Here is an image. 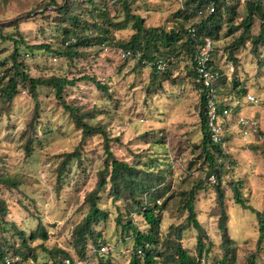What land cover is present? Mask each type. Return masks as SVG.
I'll return each mask as SVG.
<instances>
[{
  "label": "rangeland",
  "instance_id": "1",
  "mask_svg": "<svg viewBox=\"0 0 264 264\" xmlns=\"http://www.w3.org/2000/svg\"><path fill=\"white\" fill-rule=\"evenodd\" d=\"M48 1L0 0V36L10 35L16 39V34H19L29 45L44 42L50 44L52 49L56 48L60 31L55 30L50 23L54 14L40 9ZM55 2L59 3L60 0ZM180 5L181 0H138L132 5V10L143 18L146 26L171 28L181 22L177 13ZM237 11L240 17L241 4ZM117 16L115 20H120V15ZM239 17L235 22H238ZM11 23L16 24L9 26ZM257 26L258 22L255 21L252 34H255ZM130 33L127 27L113 32V37L115 40H123ZM232 38L220 36V40L214 43L217 49L213 59L225 75V84L218 85V95L220 99L233 97L230 80L234 73L235 79L244 87V93L236 99L239 101L237 113L257 120L263 142L239 138L230 132L231 123L225 128L223 150L233 164L231 171L225 169L221 173L220 181L224 188L226 228L228 237L235 242V264H264V239L257 243L259 235L255 216L249 209L233 204L227 188L231 180L238 182L241 199L264 217V47L259 49L257 58L248 49L238 50L235 53L237 65L232 68L225 61L222 50ZM83 52L84 57L68 65L66 60L49 52L34 50L32 54L24 55L23 64L32 78L50 74L68 79L86 76L105 86L108 96L98 91L91 82L77 79L72 87L65 88L64 100L78 106L82 112H90L94 108L89 123L100 124L110 139H118V144L110 143L115 157L138 165H151L153 171L166 174V184H169L166 194L170 191L175 193L162 213L159 233L163 236L169 225L183 221L185 213L180 211L176 203L178 194L187 190L192 180L202 177L201 158L197 159L199 152L193 149V146H199L201 139L197 116L198 92L183 77L181 68L173 70L166 81H159L157 85L149 82L148 67L136 68L134 60L122 61L113 52H102L98 48H89ZM10 53L11 43L0 39V65H10ZM20 53L23 54V49H20ZM36 92V140L32 143L29 156L23 152L21 134L31 117L34 100L22 89L10 105L0 111V169L19 180L17 190L9 191L0 186V199L7 208L6 221L27 235L36 228L39 220L48 238L43 243H28L30 248L35 249L34 258L23 260L12 257L10 264H50L51 261L39 244L46 250H63L72 260L77 259L70 246V229L86 213V206L81 204V199L85 192L93 188L94 174L101 168L103 159L100 137H91L82 146L80 164L71 161L57 181L56 166L60 156L75 148L80 139V131L57 103L51 89L41 87ZM245 94L257 98L258 104L245 103ZM189 163L190 176L187 177ZM213 205L210 187L197 193L194 203L196 219L207 235L205 243H209L208 253L199 264H215L220 254L215 218L209 215ZM114 206L122 215L120 224H125V203H111L104 191L101 193L99 207L107 212L108 219L99 222L94 230L100 232V239L107 245V256L112 262L127 264L132 236L130 232L121 234V227L115 225L117 212ZM130 218L139 231L147 229L142 218L134 211ZM11 234L8 232L5 235L6 240L18 248V240ZM194 234L192 229H187L180 240L182 247L190 253L194 251ZM7 254L11 255L12 252L7 251ZM156 264L164 263L158 260Z\"/></svg>",
  "mask_w": 264,
  "mask_h": 264
},
{
  "label": "trees",
  "instance_id": "2",
  "mask_svg": "<svg viewBox=\"0 0 264 264\" xmlns=\"http://www.w3.org/2000/svg\"><path fill=\"white\" fill-rule=\"evenodd\" d=\"M138 0H49L40 9L45 12H52L50 18L55 30L60 31L59 45L52 49L50 44L39 43L29 45L16 34L17 38L10 35L0 36L2 41L11 43V53L8 56L10 65L4 63L0 66V111L6 109L19 91L25 89L32 97L35 106L31 117L26 123V128L22 132V148L25 156H29L32 150V143L36 140L35 124L37 122L38 106L36 102L37 88L45 87L51 89L54 98L62 109L68 113L71 122L80 131V139L75 148L68 153L61 154L57 163V181L62 177L68 164L75 160L80 164V155L85 141L91 137L98 136L101 139V149L103 159L101 168L94 174V186L85 192L81 204L86 206V213L70 229V246L77 259L75 261L84 264H114L107 254L97 252L100 245L105 244L100 239V232L94 230V226L99 222L108 219L107 212L99 207L101 193L105 191L106 197L111 203L122 201L125 224H120L122 215L117 206L115 225L121 227V234L131 233L132 244L129 251L127 264H156L161 260L164 264H199L200 260L208 253L209 243H205L207 235L204 228L196 219V209L194 206L196 195L199 191L210 187L213 192V207L210 216L215 218L216 229L219 234L220 254L215 264H235V242L227 235V215L224 207V188L220 185L221 173L225 170H232V162L223 150L224 138L218 144H211L205 126L204 104L198 86L193 82L195 72L193 70L192 58L195 50L204 39H209L213 43L214 52L209 64L212 71H217L218 80L216 82V93L218 85L225 84V75L221 68L213 59L216 52L215 42L221 37L232 36L229 43L223 46L225 61L236 67L237 60L235 53L238 50L248 49L249 53L256 57L259 49L264 47V0H181L177 13L181 22L174 27L165 28L163 26L149 27L144 24V20L132 10V5ZM242 5V12L239 17L237 7ZM35 12V11H34ZM113 13V16H111ZM120 15V20H115ZM48 16H45L46 19ZM84 17H87L84 19ZM239 17L238 22L235 19ZM257 21L258 26L255 34H252L253 23ZM17 23V22H16ZM11 23L9 26H15ZM128 29L131 33L126 39L115 40L113 32ZM192 29V32H188ZM225 29L222 34L221 30ZM237 32L236 36L233 34ZM73 40V42H69ZM65 42H68L64 45ZM105 46L108 49L127 50L131 53L136 68H146L150 64V83L166 81L173 70H183L185 77L189 80L198 92V120L200 125L201 139L199 146H193L201 158L202 177L191 181L187 190H182L178 194L176 203L180 211L185 213L183 221L176 225H169L163 236L159 233L164 208L170 200L174 198L175 191L166 194L169 184H166V174L152 170V166L145 164L138 165L114 156L111 151V142L119 143L117 138L110 139L105 133V128L100 124H90L89 119L93 118L94 108L90 112L82 110L67 103L64 100L65 88L72 87L77 79L89 81L95 88L108 96L104 90L105 86L92 77L70 78L50 74L46 77H30L23 64L24 55L32 54L34 50H43L53 56L66 60L68 65H72L74 60L84 57L83 51L89 48ZM23 49V54L20 53ZM257 58V57H256ZM166 60V68L163 72L157 73L152 65L155 60ZM124 61V60H122ZM231 90L233 97L237 99L239 94L244 93V87L235 79L232 74ZM224 86V85H223ZM219 97V95H218ZM226 97L221 98L224 100ZM238 106L232 109V115L237 113ZM96 113V112H95ZM260 135L262 136L260 130ZM152 164L153 161H150ZM145 166V167H144ZM189 163L187 177L190 176ZM213 175L215 182L210 183L207 177ZM19 180L15 176H10L0 169V186L6 190H17ZM227 188L231 194L233 204H239L243 209L253 212L258 231V241L264 239V217L257 211L252 210L240 197V185L231 180ZM139 215L147 229L139 231L132 222L130 215L132 212ZM7 208L0 199V264H10V259L34 258V247L30 248L28 243L47 240L48 234L39 223L36 228L27 235L16 226L6 221ZM192 229L194 234V251L190 253L182 247L180 242L185 230ZM11 232L19 243L18 248L10 244L5 235ZM39 247L48 256L50 264H62L63 259H68L70 264H74L72 258L63 250L51 248L46 250L42 244ZM90 249L93 252L90 253ZM7 251L12 254L8 255ZM12 264H16L13 262Z\"/></svg>",
  "mask_w": 264,
  "mask_h": 264
},
{
  "label": "built area",
  "instance_id": "3",
  "mask_svg": "<svg viewBox=\"0 0 264 264\" xmlns=\"http://www.w3.org/2000/svg\"><path fill=\"white\" fill-rule=\"evenodd\" d=\"M192 32V29H188ZM69 42H73L70 40ZM68 42H65L66 45ZM114 49V48H113ZM102 52H113L119 60H133L132 55L127 50L114 49L110 50L105 46L102 47ZM214 52L213 43L209 39H204L199 46H197L192 58L193 70L195 77L193 82L198 86L204 104V118L205 126L208 133V139L211 144H218L223 139V134L226 126L231 123V133L238 135L239 138L248 141L263 142V137L259 133L258 122L254 117L242 116L236 113L232 115V109L239 105V101L234 97H228L224 100L220 99L216 93V82L218 80L217 71H212L209 64ZM166 60H155L152 65L157 73H161L166 68ZM146 67H150L147 63ZM245 103L257 105L258 99L250 94L243 96ZM235 130V131H234ZM227 169V165L224 166ZM207 181L214 183L213 175H209ZM93 249H90V253ZM98 253L106 254L107 245H100L97 249ZM7 264L8 261L5 260ZM74 264H84L83 262L73 261ZM62 264H70L68 259H63Z\"/></svg>",
  "mask_w": 264,
  "mask_h": 264
}]
</instances>
